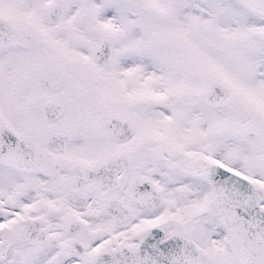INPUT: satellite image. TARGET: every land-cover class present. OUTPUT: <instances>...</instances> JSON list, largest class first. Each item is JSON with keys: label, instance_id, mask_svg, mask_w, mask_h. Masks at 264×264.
<instances>
[{"label": "snow or ice", "instance_id": "1", "mask_svg": "<svg viewBox=\"0 0 264 264\" xmlns=\"http://www.w3.org/2000/svg\"><path fill=\"white\" fill-rule=\"evenodd\" d=\"M0 264H264V0H0Z\"/></svg>", "mask_w": 264, "mask_h": 264}]
</instances>
